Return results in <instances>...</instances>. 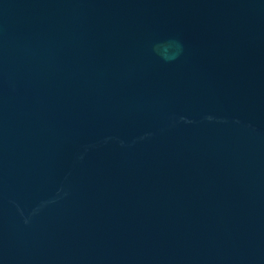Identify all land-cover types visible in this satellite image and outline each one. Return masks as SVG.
Segmentation results:
<instances>
[{"label": "water", "instance_id": "obj_1", "mask_svg": "<svg viewBox=\"0 0 264 264\" xmlns=\"http://www.w3.org/2000/svg\"><path fill=\"white\" fill-rule=\"evenodd\" d=\"M0 264H264V0H0Z\"/></svg>", "mask_w": 264, "mask_h": 264}]
</instances>
